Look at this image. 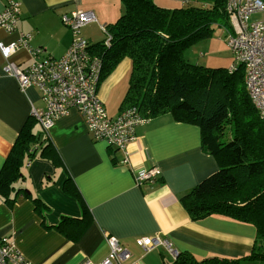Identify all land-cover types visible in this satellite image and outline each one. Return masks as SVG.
<instances>
[{
    "label": "crops",
    "instance_id": "0c3cea01",
    "mask_svg": "<svg viewBox=\"0 0 264 264\" xmlns=\"http://www.w3.org/2000/svg\"><path fill=\"white\" fill-rule=\"evenodd\" d=\"M7 1L0 0V12ZM153 1L175 8L189 0ZM19 2V27L14 32L0 28V42L8 45L21 32L31 33L28 46L12 57L22 67L33 61L31 49L42 48L55 58L66 54L73 31L63 23V14L75 10L95 13L97 21L80 29L92 49L91 45L105 39L102 26L114 23L125 11L123 0ZM4 65L0 51V170L15 148L19 132L32 122V108L45 109L39 88L22 90L18 79L4 72ZM131 67V59L123 58L99 86V97L110 116L120 113ZM30 129L38 136L30 142L37 153L24 161V177L14 182L6 195L0 193V236L9 237L29 263L102 264L110 250L109 235L130 251L127 264H166L157 251L161 247L173 260V250L188 251L198 259L238 258L252 250L257 234L254 224L224 214L193 221L181 202L193 187L224 165L203 148L198 125L177 121L170 113L149 118L136 126L125 165V152L95 140L77 108L47 129L39 120ZM48 143L45 154L39 156ZM153 167L159 169L156 178L137 183L135 173ZM67 180L74 183L83 202L65 191ZM29 191L41 201L40 211L26 194ZM141 236H160L169 245L146 250L136 241Z\"/></svg>",
    "mask_w": 264,
    "mask_h": 264
},
{
    "label": "trees",
    "instance_id": "16d2710c",
    "mask_svg": "<svg viewBox=\"0 0 264 264\" xmlns=\"http://www.w3.org/2000/svg\"><path fill=\"white\" fill-rule=\"evenodd\" d=\"M123 1V15L106 27L109 42L105 38L91 45L102 61L98 89L119 62L129 57L130 82L120 113L137 107L147 119L170 113L177 121L196 124L202 131L203 148L224 164L182 198L191 219L224 214L250 222L257 229L252 250L238 258L198 259L181 251L169 264L264 262V119L251 97L248 68L242 64L210 68L190 62L183 53L192 43L210 36L216 27L235 32L229 0H189L175 8L161 7L153 0ZM256 13H262V18L251 20ZM243 15H247L250 26L253 21L264 22V10ZM30 119L32 122L19 132L15 148L0 170V193L5 195L14 182L24 177V161L37 153L30 142L38 136L30 128L38 119L33 115ZM49 146L44 145L38 155L43 156ZM64 189L83 202L71 180L66 181ZM26 194L40 211L39 198L31 191Z\"/></svg>",
    "mask_w": 264,
    "mask_h": 264
},
{
    "label": "built area",
    "instance_id": "2783aa9c",
    "mask_svg": "<svg viewBox=\"0 0 264 264\" xmlns=\"http://www.w3.org/2000/svg\"><path fill=\"white\" fill-rule=\"evenodd\" d=\"M229 10L232 13L235 32L228 37V43L233 49L238 64L248 68V87L255 104L260 109L264 119V22H252L243 15L264 10V0H229ZM62 21L73 31V40L66 54L61 58L44 53L42 48L31 49L33 61L22 67L16 64L12 57L32 39L31 33L21 32L16 41L6 45L0 42V51L5 58L3 70L6 74L18 79L22 90L36 86L41 92L45 109L32 108L35 116L45 129L51 127L61 116L71 108H77L83 115L88 132L95 140H104L125 152L122 165L129 161L128 145L135 139V128L148 119L140 115L137 107H132L117 116L108 115L103 100L99 97L101 59L92 52L88 40L81 35V27L96 22L97 17L91 10H75L62 15ZM20 2L8 0L0 12V28L14 32L19 27ZM250 28V30H249ZM105 42L108 43L110 35ZM159 169H140L136 175L137 183L154 180ZM107 241L110 247L102 264H127L130 251L118 240L109 235ZM138 245L151 250L169 242L160 236H141L136 239ZM179 252L173 250L174 259ZM0 264H31L17 250L14 242L7 236H0Z\"/></svg>",
    "mask_w": 264,
    "mask_h": 264
},
{
    "label": "rangeland",
    "instance_id": "374dc122",
    "mask_svg": "<svg viewBox=\"0 0 264 264\" xmlns=\"http://www.w3.org/2000/svg\"><path fill=\"white\" fill-rule=\"evenodd\" d=\"M257 18H262V13H256L250 17L251 20ZM229 34L230 32L226 28L216 27L210 36L186 47L183 51L185 58L192 63L210 68L227 69L238 64L234 51L227 42ZM104 35L106 38L107 34L105 33ZM225 156V153H222V158H225ZM157 251L162 261L164 260L167 263L173 262L172 257L166 249L161 247ZM259 264H264V262Z\"/></svg>",
    "mask_w": 264,
    "mask_h": 264
}]
</instances>
